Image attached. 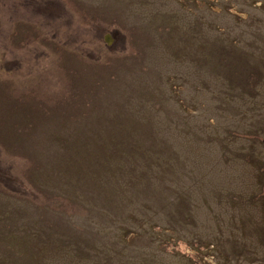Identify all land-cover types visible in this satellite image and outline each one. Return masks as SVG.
Instances as JSON below:
<instances>
[{"label":"rangeland","instance_id":"1","mask_svg":"<svg viewBox=\"0 0 264 264\" xmlns=\"http://www.w3.org/2000/svg\"><path fill=\"white\" fill-rule=\"evenodd\" d=\"M48 1L0 19V264L262 255L264 0Z\"/></svg>","mask_w":264,"mask_h":264},{"label":"flooded vegetation","instance_id":"2","mask_svg":"<svg viewBox=\"0 0 264 264\" xmlns=\"http://www.w3.org/2000/svg\"><path fill=\"white\" fill-rule=\"evenodd\" d=\"M34 0V2H32V0H24V1H12L10 2L9 0H0V14H2V16L0 15V19L2 17H6L8 18L6 15V10H10L13 11V13H8V16L10 17V19L12 20H17L16 23L18 22V20H20V17H17L18 19H15L14 16L16 15V11L18 9V11L20 9L23 10L24 13H22V17L23 16H27L30 13H34L36 14L38 17L40 16H44L45 19V24H51L49 27V32L51 31V34L48 33L47 35L49 36V39H52L53 37L56 36V31H55V26L51 23H49V20H47L49 17L51 18H55V19H60V18H64L66 20V14L64 13V7H60V14L56 13L55 10L57 9L56 7H53L52 2L48 1L45 2V4L42 5V3L40 1H38V3L40 5H38V7H36V3ZM10 2V3H9ZM30 17V15H29ZM47 18V19H46ZM51 20V19H50ZM68 21V19H67ZM43 23V21H42ZM66 23V22H65ZM41 26H43L45 29L47 28V26H45L44 24H39ZM55 31V32H54ZM47 33V32H46ZM26 34V32L24 33V35ZM29 34V33H27ZM26 34V35H27ZM25 46V45H24ZM28 52V51H27ZM33 51H30L27 53V56L31 55ZM9 51L7 50H0V67L2 66H6V56L8 55ZM36 53V52H34ZM262 161V160H261ZM262 171L264 174V162L262 163ZM264 183V180L262 181ZM262 194L264 195V191L262 192ZM264 249V244H262ZM227 258L223 261L222 264H264V253L260 256L256 255L255 253H248L247 250H245L243 247L240 250H230L229 252H227Z\"/></svg>","mask_w":264,"mask_h":264},{"label":"water","instance_id":"3","mask_svg":"<svg viewBox=\"0 0 264 264\" xmlns=\"http://www.w3.org/2000/svg\"><path fill=\"white\" fill-rule=\"evenodd\" d=\"M108 36H109V35L106 36V42H107V43H110L111 40L108 38Z\"/></svg>","mask_w":264,"mask_h":264}]
</instances>
